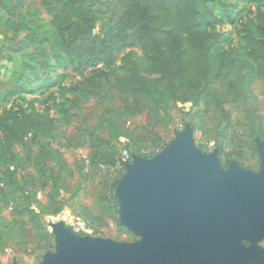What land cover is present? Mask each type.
Instances as JSON below:
<instances>
[{"label": "rangeland", "instance_id": "obj_1", "mask_svg": "<svg viewBox=\"0 0 264 264\" xmlns=\"http://www.w3.org/2000/svg\"><path fill=\"white\" fill-rule=\"evenodd\" d=\"M119 2L99 0L95 9L101 11L103 17L96 23L94 33L100 31L106 20L119 17ZM209 2L215 4L214 16L219 22L206 25L205 30L218 36L220 46L229 54V67L238 57L248 60L243 38L252 35L264 40V33H260L261 29L264 30L262 2ZM7 20L10 21L7 23ZM15 25L25 28L16 34ZM52 33L50 18L40 0H0V115L11 120L25 111L48 120L61 121L62 109L67 107L66 102L70 98L65 90L99 70L106 75L102 81L105 88L99 98L69 113L68 125L55 123L52 132L45 129L36 141L27 135L22 143L14 146L5 142L0 144V153H3L0 160V264H40L46 253L54 252L50 225L60 222L67 228L84 225L93 231L92 236L96 238L119 243L138 240L118 224V207L114 208L108 199L117 169L97 170L88 163L90 134L108 143L120 158L125 142H130L142 152L152 148L153 142L160 138L164 149L173 140L175 132L188 125L192 129L195 146L203 154L216 151L223 169L235 163L244 170L259 171L258 153L249 145L253 140L252 132L264 130V80L260 73L243 70V73L249 72L250 92L239 103H213L206 110L194 98L179 96L168 104L160 105L156 122L146 113L121 118L110 112V109L121 110L122 101L116 92L108 90L107 84L122 75L118 69L121 59L126 55L140 59V49H124L108 69L79 66L65 58H55L56 51L51 47ZM26 35L31 36L33 44L27 49H19L18 43ZM210 84L214 85L213 82ZM42 146L59 150L69 171L54 175L50 170L58 172V168L47 161L44 164L46 179L39 178L35 167ZM15 156L19 163L7 166L3 163ZM29 177H33L35 182H31ZM29 194L36 197L39 204H32V208L52 236L46 250L42 249L45 241L41 234L34 232L24 216L16 215L22 195L30 198ZM52 198L56 202L54 205H50ZM257 246L264 249V239Z\"/></svg>", "mask_w": 264, "mask_h": 264}, {"label": "trees", "instance_id": "obj_2", "mask_svg": "<svg viewBox=\"0 0 264 264\" xmlns=\"http://www.w3.org/2000/svg\"><path fill=\"white\" fill-rule=\"evenodd\" d=\"M259 1L264 7V0ZM97 4L99 0H40V5L50 18L53 31L51 47L56 51L54 56L57 59L65 58L79 66L108 69L124 49H140V59H133L131 55L121 59L118 69L122 75L107 84L108 90L116 92L122 101L121 110L110 109L114 116L131 118L146 113L156 122L160 105L168 104L179 96L194 98L206 110L213 103H239L250 92L249 72L260 73L264 80V40L252 35L245 36L243 41L248 50V60L238 57L229 67V54L220 46L218 36L205 30L206 25L219 22L214 16L216 6L209 0H120L119 17L106 20L100 31L94 33L96 23L103 17V13L95 9ZM13 28L19 34L25 27L15 25ZM260 33H264V30L261 29ZM18 44L19 49H27L33 40L26 35ZM243 70L249 72L243 73ZM105 77L103 70H99L65 90L70 98L66 102L67 107L62 109L61 121L48 120L25 111L11 120L6 115H0V144L5 142L14 146L22 143L27 135L36 141L45 129L52 132L55 123L68 125L69 113L80 110L90 100L100 97L105 88L102 84ZM210 82L214 85L211 86ZM252 137L249 146L256 152L255 138L264 142V130L252 132ZM89 139L87 162L97 170L117 169V176L108 192L110 204L117 209L113 189L125 172V163L108 143L93 137V134L89 135ZM160 143L161 139L158 138L152 148L141 152L130 142H125L123 149L129 155L133 153L151 158L162 150L163 145ZM2 155L1 152L0 160ZM47 161L58 168V172L50 170L54 175L69 171L59 150L42 146L35 167L39 178L46 179L44 164ZM14 162L19 163V158L15 156L3 163L7 166ZM29 179L35 182L33 177ZM29 195L30 198L22 195L16 215L24 216L34 232L41 234L45 241L42 249L46 250L52 236L32 208V204H39L36 197ZM54 204L56 202L52 198L50 205Z\"/></svg>", "mask_w": 264, "mask_h": 264}, {"label": "water", "instance_id": "obj_3", "mask_svg": "<svg viewBox=\"0 0 264 264\" xmlns=\"http://www.w3.org/2000/svg\"><path fill=\"white\" fill-rule=\"evenodd\" d=\"M257 173L203 154L186 125L151 158L131 155L114 197L118 224L138 238L119 243L51 224L54 252L40 264H264V142ZM244 242L246 244H244Z\"/></svg>", "mask_w": 264, "mask_h": 264}, {"label": "built area", "instance_id": "obj_4", "mask_svg": "<svg viewBox=\"0 0 264 264\" xmlns=\"http://www.w3.org/2000/svg\"><path fill=\"white\" fill-rule=\"evenodd\" d=\"M157 153H159V152H157ZM121 159L126 164V163L130 162L131 155H129V153L126 150H124L122 153ZM69 230L71 231V233L78 235V236H92L93 235V231L84 225L70 226Z\"/></svg>", "mask_w": 264, "mask_h": 264}]
</instances>
